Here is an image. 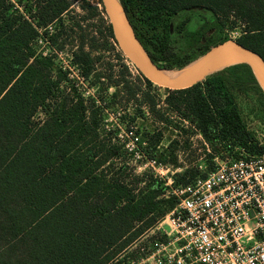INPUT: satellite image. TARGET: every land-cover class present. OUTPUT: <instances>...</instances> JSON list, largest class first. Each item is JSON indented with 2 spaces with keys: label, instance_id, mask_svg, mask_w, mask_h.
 Listing matches in <instances>:
<instances>
[{
  "label": "trees",
  "instance_id": "obj_1",
  "mask_svg": "<svg viewBox=\"0 0 264 264\" xmlns=\"http://www.w3.org/2000/svg\"><path fill=\"white\" fill-rule=\"evenodd\" d=\"M120 1L137 37L161 67L181 68L229 39L224 19L230 15L246 28L239 43L264 57V0ZM70 6V0H36L37 25L52 44L59 35L50 34L49 25ZM84 8L86 17H98L103 28L89 43L81 35L73 54L81 75L98 78L99 56L93 52H113L122 64L123 81L108 84L121 85L112 98L122 92L135 101L141 93L149 110L166 121L150 92L155 85L141 74L135 79L138 86L125 78L129 59L116 42L104 7L86 3ZM192 11L205 20L215 18L213 33L204 31L205 25L185 27ZM38 36L37 27L13 11L11 0H0V264H131L136 251L125 252L178 200L161 197L159 181L137 188L121 174L115 160L123 147L102 137L100 106L79 93L69 71L51 55L37 52L32 41ZM249 88L264 105V92L249 66L235 64L192 87L165 89L168 106L180 114L176 128H183V120L194 122L215 152L237 144L264 152L233 94L234 89ZM159 140L143 146L148 158L178 165L175 154L167 159L156 153ZM214 167L210 161L209 169ZM191 173H176V181H192L196 171L187 178Z\"/></svg>",
  "mask_w": 264,
  "mask_h": 264
},
{
  "label": "rangeland",
  "instance_id": "obj_2",
  "mask_svg": "<svg viewBox=\"0 0 264 264\" xmlns=\"http://www.w3.org/2000/svg\"><path fill=\"white\" fill-rule=\"evenodd\" d=\"M70 1L69 10L62 15L60 20H56L49 25L50 34L57 32L59 35L58 42L52 44L49 35L44 34L43 29L37 25L36 0H11L13 11H18L37 27L39 36L32 41V46L37 52L51 55L58 66L69 71V76L76 83L79 93H82L87 101H89V98L95 99L100 106V114L103 119L101 125L102 137L119 143L123 147L120 158L115 160V163L119 165L117 167L122 168L121 174L137 188L159 181L160 187L164 188L161 197L175 196L172 195V187L184 184L176 181V173H184L186 169H191L192 173L188 174L187 178L192 179V174L196 171V175L192 179L194 180L203 177L202 175L207 172L203 166L206 161L209 162L210 154L198 135L195 124L190 120H183V128H176L175 125L180 121V114L168 106L166 100L168 91L165 87L157 84H154L155 86L151 88L150 92L155 96L158 103L157 109L167 117L164 122L149 110L148 105L142 99L141 93L138 94V99L135 101L128 100L122 92L112 98V93L120 89L121 85L117 87L108 84L123 81L122 64L113 52L104 51L102 48L94 51V55L99 56L95 63V71L99 73V77L91 76L89 79H85L81 75L79 67L73 63V54L79 49L82 40L81 35H84L86 43H89L93 35L99 37L97 31L103 28V23L98 17L87 18V10L84 5L91 3L100 9H103V7L99 0ZM191 16V21L185 26L188 30H195L205 25L204 31L211 34L216 29V20L213 16L205 20L204 17L202 18L199 13L194 11L191 12ZM245 29L243 22L236 20L234 16L230 15L229 18L224 19V32L229 36V39L239 42L238 39L246 33ZM98 42L101 43V40H98ZM86 45L85 50L88 51L89 46ZM128 63L131 69L130 73L125 75V78L134 83L141 72L130 60ZM181 68L173 69L181 70ZM63 85L66 88V83H63ZM140 85L143 90L146 89L144 84L141 83ZM233 94L247 126L255 136L261 137L264 133V105L259 94L252 88L247 91L234 89ZM158 138L160 140L156 145V153L162 154L167 159L171 154H175L178 165L170 161L160 162V165L152 163V160L148 158L143 146L147 142L154 144ZM169 168L170 170H168ZM176 168H178V172L173 175L175 184L170 185L171 170ZM176 199L178 200L177 197ZM151 241L152 239L149 238L147 243H150V250L144 251L145 253L141 250L140 246L142 244L140 243L129 248L124 255L137 251L139 255L136 258L134 257L136 261L149 256L152 251ZM150 262H152V259L147 261L148 264Z\"/></svg>",
  "mask_w": 264,
  "mask_h": 264
},
{
  "label": "built area",
  "instance_id": "obj_3",
  "mask_svg": "<svg viewBox=\"0 0 264 264\" xmlns=\"http://www.w3.org/2000/svg\"><path fill=\"white\" fill-rule=\"evenodd\" d=\"M195 127L211 155L206 176L172 187L178 203L130 247L141 243L145 253L152 239L149 256L131 264H264V152L239 144L215 152ZM256 138L264 145V133Z\"/></svg>",
  "mask_w": 264,
  "mask_h": 264
},
{
  "label": "water",
  "instance_id": "obj_4",
  "mask_svg": "<svg viewBox=\"0 0 264 264\" xmlns=\"http://www.w3.org/2000/svg\"><path fill=\"white\" fill-rule=\"evenodd\" d=\"M122 53L153 84L172 90L186 89L212 73L235 64H246L264 92V57L243 44L226 39L183 66L181 70L159 66L137 37L120 0H101Z\"/></svg>",
  "mask_w": 264,
  "mask_h": 264
}]
</instances>
